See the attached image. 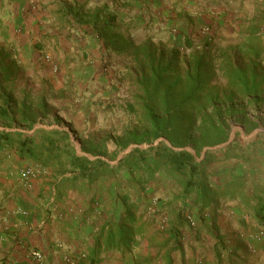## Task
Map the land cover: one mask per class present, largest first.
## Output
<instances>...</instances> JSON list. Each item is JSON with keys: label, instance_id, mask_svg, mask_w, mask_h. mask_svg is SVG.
<instances>
[{"label": "trees", "instance_id": "1", "mask_svg": "<svg viewBox=\"0 0 264 264\" xmlns=\"http://www.w3.org/2000/svg\"><path fill=\"white\" fill-rule=\"evenodd\" d=\"M221 1L236 0H217ZM100 14L102 11L93 17L96 36L103 40L110 55L127 54L138 66L133 77L136 90L132 101L121 106L133 122L120 134L109 133L102 138L90 135L83 139L81 150L96 157L93 160L77 153L72 136L78 138V135L72 128L71 133L59 129H38L32 134L3 130L0 131V149H15L23 160L50 166L64 183L83 182L91 186L102 177L123 173L128 178L126 181L135 184L144 194L149 185L165 178L178 186L179 192L150 220H144L145 212L140 210L138 202L131 201L129 193L118 194L124 207L122 216L117 222L103 226L98 235V247L75 264H95L101 242L105 251L132 252L152 222H157V216L164 213L168 214L165 226L148 239L154 243L156 258L161 256L164 264H177V260L185 263L182 241L186 231L195 232L197 240L201 235L215 240V264H247L237 256L238 249L231 251L224 243L225 236L217 225V211L220 203L238 202L244 213L241 224L247 227V222H251L264 231V184L234 172L222 181L214 178L210 167L220 154L232 158L228 154L235 151L234 142L226 148L202 152L206 147L228 141L230 128L226 116L240 112L238 100L260 102L264 98L260 30L257 26L251 27L238 47V53L246 59L242 66L227 58L230 47L212 51L208 38L200 50L195 49L194 42L186 35H183L182 49L174 41L171 45L154 43L151 38L139 41L131 34L129 26L117 24L115 17L101 20ZM186 49L190 50L187 55L183 54ZM218 71L226 80V87L222 89L212 84ZM4 76H0V123L9 128L20 118L19 121L32 130L36 113L30 106H24L19 116L16 114L12 95L3 89L9 75ZM160 138L171 146L163 140L156 143ZM143 144L146 147H142ZM130 145L136 147L116 164H111L110 160H116ZM184 147L189 150H175ZM194 210L196 217L189 218L187 214ZM208 210L212 211L210 222L205 217ZM254 246L256 250L264 247ZM226 250L230 251L224 257ZM194 264H198L197 261Z\"/></svg>", "mask_w": 264, "mask_h": 264}, {"label": "crops", "instance_id": "2", "mask_svg": "<svg viewBox=\"0 0 264 264\" xmlns=\"http://www.w3.org/2000/svg\"><path fill=\"white\" fill-rule=\"evenodd\" d=\"M201 1L0 0V76L9 75L3 89L12 95L18 116L24 106H30L36 113L32 130L19 118L9 128L0 123V131L25 134L38 129L66 131L63 128L67 124L70 129L67 132L71 133V128L76 130V121H84L86 113L91 111L92 98L107 93L103 88L108 87L106 83L111 78V74L101 75L104 72L102 56L109 50L93 30V17L100 11L101 20L115 17L117 24L129 26L131 34L138 39L139 29L151 25L156 33L176 27L179 31L184 24L192 30V23L197 24L192 15H197L203 6L208 10L213 5L212 0H206L207 4ZM225 2L220 3L230 4ZM255 2L264 5V0ZM186 11L191 16L189 20L182 18ZM110 57L114 58L110 66L114 70L125 66L122 60L131 56ZM73 74L77 76L71 78ZM27 76L32 79L37 76L39 84L28 79L23 81ZM13 79L15 88L24 96L17 97L8 89L7 83ZM78 80L82 82L74 89L76 96L64 98V90ZM42 90L57 92L58 96L52 99L50 95H42ZM28 166H37L41 171L25 179L22 171ZM116 180L115 177H102L91 186L83 182L64 183L50 166L23 160L15 149H0V264H38L31 256L33 251L42 254V264H75L86 259L98 247V235L103 226L117 222L124 212ZM210 218L207 216L206 221L210 222ZM217 220L221 235L229 239L228 231H222L221 217ZM156 231L149 227L139 246L130 253L105 251L101 242L95 264H164L161 256L156 258L154 243L148 241ZM183 236L184 264H194L197 253L192 246L197 242L205 245L201 241L204 235L197 240L195 232L186 231ZM206 238L209 241L210 238ZM214 243L212 240L211 249L202 248L200 253L207 256V250L212 257H202L204 261L198 264H215ZM224 243L228 244V240ZM186 245L190 246L189 251ZM176 262L181 264L179 260Z\"/></svg>", "mask_w": 264, "mask_h": 264}, {"label": "rangeland", "instance_id": "3", "mask_svg": "<svg viewBox=\"0 0 264 264\" xmlns=\"http://www.w3.org/2000/svg\"><path fill=\"white\" fill-rule=\"evenodd\" d=\"M205 1L206 0H202L201 2L207 4L208 2ZM212 1L213 5L209 7L208 10L206 6H203L202 9L198 11L197 15H192L197 21L195 25L192 23V30H190V26L186 28L184 24L179 31L176 27L165 29L163 32L157 30L156 33L153 30V25H151V27L139 29L137 32V34H139L137 40L142 41L151 38L154 43L164 45H171L170 43L174 41L173 43L182 49L183 35H186L194 42L195 49L200 50L203 47L204 40L208 38L211 42L212 51L215 50L218 52L219 49L230 47L228 49L227 58L231 59L233 63L243 66L246 64V59L241 57V54L238 53V47L245 41L249 29L253 26H257L261 33V47L264 51V5L261 6V4H256L255 0L225 2L230 4L218 3L217 0ZM182 18L189 20L191 16L188 14V11H186ZM189 52V49L183 50V54L185 55ZM216 52L214 53V57L217 58ZM112 59L109 53L102 56L104 72H102L101 75L104 76L106 73V75L111 74V78L108 80L109 82L106 83L108 87L103 88V91L107 93H100V95L94 96L92 98L91 111L86 113L87 115L83 118L84 121L75 122L77 125L75 132L78 138L73 137V143L81 152V143L82 140L85 139V136L95 135L98 138H102L109 133L120 134L126 125L133 122V118L130 119V117L123 112L121 106L127 101H132L133 94L136 90L133 84V77L138 70V66L132 57H129L127 60H122L123 62H121L125 64V66H120L113 70V68L110 67ZM101 75H99V77ZM74 76L76 77L77 75L73 74L71 78ZM37 78V76H33V79L31 76H27L26 79L23 78V81L28 79L32 83L39 84ZM77 78L79 79V77ZM90 79L91 77H89L88 80ZM92 80H94L93 76ZM81 82L82 80L73 82L68 89H65L64 98L70 97V99H73V97L76 96L74 89L80 86ZM14 84V79L8 82V89L13 91V95L16 94L17 97L24 96L25 94L18 91ZM212 84L221 89L226 87V80L221 72H217ZM40 87H43V84H41ZM88 89H90V87H88ZM41 92L44 96L50 95L52 99L58 96L57 92L56 94L44 90ZM238 104L240 105V112H235L234 114L227 113L226 116L231 137V142L228 145L234 142L235 147L233 149L235 151L228 154L232 158H225L224 154L218 155L215 164L210 167V170L214 178L218 181L224 180L230 173L234 172L236 174L245 175L250 181L256 180L259 184H264V132L261 131V129H264V98L260 102L238 100ZM44 124H46V122H44ZM55 125L63 127V125L57 123ZM64 126L67 127L68 125L66 124ZM24 130L27 131L28 129ZM227 146L222 148H226ZM142 147H146V145L143 144ZM124 152L125 151H122L118 156ZM237 157H240V159H237ZM106 159L110 160L108 158ZM116 160L110 161L112 164H116ZM115 179H117L116 181L120 186L118 194L125 195V193H129L131 201L138 202L140 210L145 212V220H150V217L156 215L160 207L167 203L173 194L179 192L178 186L167 178L149 185L145 194L142 193L135 184L126 181V179H128L126 174L120 173ZM153 199H157L156 205L152 203ZM190 214H194V216H190ZM243 215V208L238 202L220 203L217 217H221V223H224L222 231L224 233L228 231V235L230 236L229 239H226V241L228 240V244H226L227 248L231 251L235 248L238 249L237 256L242 260L247 258L246 261L249 264H264V247L263 250H256L254 246L264 245V231L251 222H247V227H244L240 222V218L243 217ZM207 216L209 218L212 217L211 210L207 211L205 217L207 218ZM167 217V213H164L162 216H157L156 219L158 221L156 222L154 220L150 227L154 230H158L160 228V221L162 219L166 221ZM189 217H196L195 210L189 213ZM246 221H249L248 218H246ZM201 241L205 243V245H201L197 242V244L195 243L192 246L197 253V262L204 261L202 257H208V255L212 257L211 253L206 249L207 256H202L204 254H200L202 248L208 247L211 249L212 240L209 239L208 241L206 236H204L201 238ZM185 247L187 251H189L190 246L188 247V245H186ZM193 248L192 250H194ZM229 251L226 250L223 252L225 255L224 257H226Z\"/></svg>", "mask_w": 264, "mask_h": 264}, {"label": "built area", "instance_id": "4", "mask_svg": "<svg viewBox=\"0 0 264 264\" xmlns=\"http://www.w3.org/2000/svg\"><path fill=\"white\" fill-rule=\"evenodd\" d=\"M41 171V169L40 168H38L37 166H28V167H26L25 169H23V171H22V176L26 179V178H33V177H35L36 176V174L38 173V172H40ZM152 203L154 204V205H156L157 204V199H153L152 200ZM165 224H166V221H165V219H162L161 221H160V228L161 229H163V227L165 226ZM31 256L33 257V259L36 261V263H38V264H42V262H43V256H42V254L40 253V252H38V251H33L32 253H31Z\"/></svg>", "mask_w": 264, "mask_h": 264}, {"label": "water", "instance_id": "5", "mask_svg": "<svg viewBox=\"0 0 264 264\" xmlns=\"http://www.w3.org/2000/svg\"><path fill=\"white\" fill-rule=\"evenodd\" d=\"M55 128H56V127H55ZM63 129H65L66 131H70V129H69L68 127L63 128ZM261 131L264 132V129H261ZM162 140H164V139H158V140L156 141V143L159 142V141H162ZM164 141H165V143H166L167 145L171 146L170 143H169L167 140H164ZM230 142H231V137L228 139L227 142H225V143H223V144H220V145H217V146H214V147H206V148H204L202 154H204V153H205L206 151H208V150H218V149H221L222 147L227 146ZM134 147H136V145H130V146L125 150V152H124L123 154H121L120 156H118V158H117V160H116L115 163H117V161H118V160H119L124 154L128 153V152H129L132 148H134ZM76 150H77V153H78L79 155L86 156L87 158H89V159H91V160H93V159L96 158V157H93V156H91V155H89V154H86V153L81 152L79 148H76ZM175 150H189V148L184 147V148H179V149H175Z\"/></svg>", "mask_w": 264, "mask_h": 264}]
</instances>
